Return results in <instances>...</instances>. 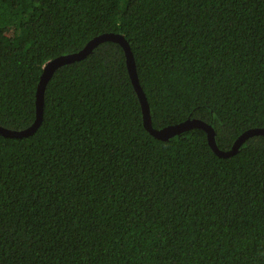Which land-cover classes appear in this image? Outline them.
<instances>
[{
  "label": "trees",
  "instance_id": "trees-1",
  "mask_svg": "<svg viewBox=\"0 0 264 264\" xmlns=\"http://www.w3.org/2000/svg\"><path fill=\"white\" fill-rule=\"evenodd\" d=\"M103 32L153 127L199 118L223 150L264 128V0H0V125L28 127L43 65ZM0 264H264V135L225 157L201 128L155 138L101 42L32 134L0 135Z\"/></svg>",
  "mask_w": 264,
  "mask_h": 264
},
{
  "label": "water",
  "instance_id": "water-1",
  "mask_svg": "<svg viewBox=\"0 0 264 264\" xmlns=\"http://www.w3.org/2000/svg\"><path fill=\"white\" fill-rule=\"evenodd\" d=\"M107 40L119 43L124 50L127 71H128L130 80L132 82V85L135 89V92L140 102L143 125L145 129L155 138L166 140L190 128H195V127L201 128L205 131L207 142L210 148L213 150V152L220 157H225V156H229L235 153L236 150L239 148V146L248 137L253 136V135H258V134L264 135V128L262 127L248 128L244 130L243 132H241L235 138V140L233 141L229 149L223 150V149H220L215 142L214 130L211 124L199 118L188 117L185 120H182L174 124H168L161 128L153 127L151 123L150 113H149V106H148L145 94L143 93V90L139 84V80L137 77L135 61H134L132 51L130 49V46L127 40L124 38V36L121 33H118V32L100 33L92 37L91 39H89L87 43L78 51L62 54V55L56 56L48 60L43 65L42 72L40 74L39 81L37 83V88H36V93H35V119L34 121L28 127L22 128V129H10V128H5L0 125V135L18 138V137H24V136H28L32 134L36 130V128L39 126L42 120L44 89H45L47 82L49 81L52 74L54 73V71L58 67L64 64L71 63L75 60H79L83 58L88 53H90L95 46Z\"/></svg>",
  "mask_w": 264,
  "mask_h": 264
}]
</instances>
